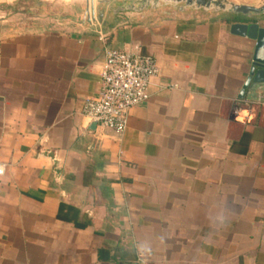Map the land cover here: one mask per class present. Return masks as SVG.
<instances>
[{"label":"crops","instance_id":"obj_1","mask_svg":"<svg viewBox=\"0 0 264 264\" xmlns=\"http://www.w3.org/2000/svg\"><path fill=\"white\" fill-rule=\"evenodd\" d=\"M46 1L0 11V264H264V90L240 95L255 42L161 10L100 40L85 0ZM108 50L159 68L122 135L80 115Z\"/></svg>","mask_w":264,"mask_h":264},{"label":"water","instance_id":"obj_2","mask_svg":"<svg viewBox=\"0 0 264 264\" xmlns=\"http://www.w3.org/2000/svg\"><path fill=\"white\" fill-rule=\"evenodd\" d=\"M41 6V2L37 3ZM163 11L164 14L202 12L228 16L231 33L255 42L248 76L240 92L248 100L254 99V92L264 90V0L244 3L237 0H86L76 7L80 24L92 32V24L103 31L112 18L125 13L143 14L148 11ZM95 124H93L94 126Z\"/></svg>","mask_w":264,"mask_h":264},{"label":"built area","instance_id":"obj_3","mask_svg":"<svg viewBox=\"0 0 264 264\" xmlns=\"http://www.w3.org/2000/svg\"><path fill=\"white\" fill-rule=\"evenodd\" d=\"M92 32L100 40L106 33L92 24ZM159 68L152 56L143 55L139 50H108L101 71L100 89L96 97L84 101L81 116L90 124L99 125L122 135L128 126L129 112L144 104L149 98V87L158 77ZM4 165H0V175Z\"/></svg>","mask_w":264,"mask_h":264},{"label":"rangeland","instance_id":"obj_4","mask_svg":"<svg viewBox=\"0 0 264 264\" xmlns=\"http://www.w3.org/2000/svg\"><path fill=\"white\" fill-rule=\"evenodd\" d=\"M35 1L36 0H0V11L6 10L7 7H11L12 9L14 8V10L16 11L17 9H19L22 3H27V5L25 6L30 7L35 3ZM41 1H45V0H41ZM237 1L244 3H251V2H255L256 0H237ZM46 2H55L59 4H64V3H60L58 0L46 1Z\"/></svg>","mask_w":264,"mask_h":264},{"label":"bare ground","instance_id":"obj_5","mask_svg":"<svg viewBox=\"0 0 264 264\" xmlns=\"http://www.w3.org/2000/svg\"><path fill=\"white\" fill-rule=\"evenodd\" d=\"M91 1L96 2V0H91ZM85 2H86V0H85Z\"/></svg>","mask_w":264,"mask_h":264}]
</instances>
